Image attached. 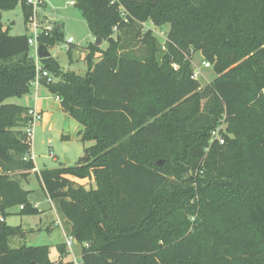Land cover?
I'll return each instance as SVG.
<instances>
[{
	"label": "trees",
	"instance_id": "16d2710c",
	"mask_svg": "<svg viewBox=\"0 0 264 264\" xmlns=\"http://www.w3.org/2000/svg\"><path fill=\"white\" fill-rule=\"evenodd\" d=\"M72 1L108 47H88L85 76L42 60L53 77L43 83L93 145L76 166L38 178L83 246L81 264H264V0ZM19 5L28 24L25 0H0V264H74L66 244L56 261L49 246L10 245L22 230L8 211L39 213L22 186L36 168L28 110L7 103L36 78L29 36L2 23ZM148 23L170 27L162 58ZM57 26L39 38L47 48L64 41ZM136 41L143 56L126 47ZM196 53L217 75L204 87ZM223 123L221 145L211 138Z\"/></svg>",
	"mask_w": 264,
	"mask_h": 264
},
{
	"label": "rangeland",
	"instance_id": "374dc122",
	"mask_svg": "<svg viewBox=\"0 0 264 264\" xmlns=\"http://www.w3.org/2000/svg\"><path fill=\"white\" fill-rule=\"evenodd\" d=\"M69 1L47 0V6L43 13L46 14L50 22L64 25L63 33L65 37L63 42L57 43L48 49L51 56L60 63L65 72H74L79 76H85L89 69L85 57L89 52L88 47L96 43V38L91 33L82 12L77 7L70 6ZM2 23L9 30L11 36L32 35L31 27L26 23L23 9L20 5L13 11L4 12ZM145 29L146 31L153 30L160 49L159 57L162 58L166 52L165 38L160 37L158 29L150 23L145 25ZM160 29L167 36L170 27L167 25ZM68 37H72L75 40V44L69 50L66 49L64 43ZM99 46L105 50L108 44L104 42ZM126 47L138 57L145 54V49L140 41L127 43ZM33 55H35V52L31 51V56L33 57ZM204 62L205 59L200 53L194 55L193 69L199 72V82L202 87L211 83L217 77L213 66L212 68H206L203 65ZM14 100L16 99H10L7 103L13 104ZM79 126L80 124L77 120L61 111L55 115L54 127L51 132L44 133L39 126L36 127L33 137L32 155L39 171L59 169L61 164L65 163V158L72 161V166L77 165L79 159L84 156L85 149L93 145V143H84L76 138ZM67 137H70V139L67 140ZM69 160H66V165L70 164ZM71 178H73L76 185L84 186L87 189L96 188L95 182L89 178ZM26 187L31 189L29 199L37 203L44 212L21 215L20 207L10 209L8 211L9 215L6 216L7 225L20 227L22 230V235L10 240V245L13 248L49 246L50 258L52 261H56L60 257L56 247L57 245L65 244V237L61 229L53 227L52 230H49L48 227L50 220L57 218L56 214L61 220L64 219L58 211L55 213L47 210L50 208L49 198L36 174L30 177ZM82 252L83 246L75 242L72 248L67 247V254L64 259L65 261L74 262V259L78 258L81 261Z\"/></svg>",
	"mask_w": 264,
	"mask_h": 264
},
{
	"label": "built area",
	"instance_id": "2783aa9c",
	"mask_svg": "<svg viewBox=\"0 0 264 264\" xmlns=\"http://www.w3.org/2000/svg\"><path fill=\"white\" fill-rule=\"evenodd\" d=\"M25 1H26V5L32 8V14L29 18V23H28L31 27L32 35L29 36L28 44L30 46L31 51L35 52V55H33V59L36 64V78L33 82H31V88H33L39 86V84L43 80H46L47 83L53 82V77L51 73L43 68V66L41 65V61L39 59L38 51H39V46L41 45L39 38L42 36H47V37L52 36L54 31L58 28V26L56 25V23L50 22L46 14L43 13L45 7L47 6V0H25ZM69 5L75 6V2L70 0ZM121 12L123 13V16L126 17L125 10L123 8L121 9ZM157 29L159 36L165 38V47H166V43L168 42V34L166 36V34L163 31H161L160 28ZM64 43L66 49L69 50L70 47L75 44V40L72 37H68L66 38ZM203 65L206 68H212V65L209 62L205 61ZM193 79L199 80V72H197L196 70L194 71ZM28 117H29V121L27 127L25 128V134L28 141L33 146L34 132L37 125L43 120V113L38 111L37 109H29ZM224 126L225 125L223 123L219 128H217L212 133V138H211L212 142H219L221 145L224 144L225 140L222 134V132L225 130ZM26 160H32L34 162V156L32 155V150H31V154L26 156ZM56 225L60 226V223L56 222ZM75 242L76 240L72 236H68L66 238V246L68 248H72ZM86 247H88V245H86ZM74 264H81V261H79L78 258H75Z\"/></svg>",
	"mask_w": 264,
	"mask_h": 264
},
{
	"label": "crops",
	"instance_id": "0c3cea01",
	"mask_svg": "<svg viewBox=\"0 0 264 264\" xmlns=\"http://www.w3.org/2000/svg\"><path fill=\"white\" fill-rule=\"evenodd\" d=\"M4 29H6L5 25L3 24ZM16 105L22 106L24 108H26L27 110L29 109H37L38 111L43 113V120L37 125L40 127V130L44 133H48L51 132V130H53L54 127V121H55V115L59 114L61 111H63L62 106H61V101L53 96L50 91L48 90V88L45 86V84L43 83V81L39 84V86L37 87H33L31 89V93L26 96L23 97L21 99H16L14 100V103ZM84 130V128L80 125L77 131V136L76 138L78 140H81L82 136L80 135V133ZM70 137H67V140H69ZM33 148V146H32ZM66 160H69L68 158H65V163L61 164V167H70L72 166V161L69 160V165H66ZM34 164H35V170L32 171L29 176L26 179H23L22 181V186L25 190L30 191L31 189L26 187V183L29 182L30 177L33 174L38 175L41 171L38 170L37 165L35 163L34 160ZM39 179V178H38ZM69 179H71L73 182H75L73 180V178L69 177ZM40 181V180H39ZM49 198V197H48ZM30 202L39 210L40 213L44 212V210H41L39 208V205L35 202H32L30 200ZM49 203H50V208L47 209L48 211H54L55 213L57 212V209L55 207V205L53 204V202L49 199ZM45 210V211H47ZM57 218H54L52 220H50V225L48 227V229L52 230V228H59L62 230L64 237H65V244H66V238L71 234H70V230H71V225L68 224L65 220H61L60 218H58V214H56ZM56 222L60 223V226L56 225ZM77 242V241H76Z\"/></svg>",
	"mask_w": 264,
	"mask_h": 264
},
{
	"label": "water",
	"instance_id": "95a60500",
	"mask_svg": "<svg viewBox=\"0 0 264 264\" xmlns=\"http://www.w3.org/2000/svg\"><path fill=\"white\" fill-rule=\"evenodd\" d=\"M96 45H97V46L101 45V40H100V39L97 40ZM38 55H39V59H40V61L52 57L51 54H50V52H49V50H48V48H47V46H45V45H43V44H41V45L39 46ZM157 165H158V166H162V165H163V161L158 162Z\"/></svg>",
	"mask_w": 264,
	"mask_h": 264
}]
</instances>
